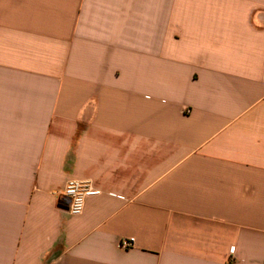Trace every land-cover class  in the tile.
Instances as JSON below:
<instances>
[{
    "label": "crops",
    "instance_id": "obj_1",
    "mask_svg": "<svg viewBox=\"0 0 264 264\" xmlns=\"http://www.w3.org/2000/svg\"><path fill=\"white\" fill-rule=\"evenodd\" d=\"M0 264H264V0H0Z\"/></svg>",
    "mask_w": 264,
    "mask_h": 264
},
{
    "label": "built area",
    "instance_id": "obj_2",
    "mask_svg": "<svg viewBox=\"0 0 264 264\" xmlns=\"http://www.w3.org/2000/svg\"><path fill=\"white\" fill-rule=\"evenodd\" d=\"M96 193L98 191L94 188L92 182L73 179L68 181L61 192V196L68 198L70 202L69 212L73 215H80L84 211L86 198ZM134 241V238L123 239L120 242V247L129 249L134 245ZM231 251L233 252L234 248Z\"/></svg>",
    "mask_w": 264,
    "mask_h": 264
},
{
    "label": "water",
    "instance_id": "obj_3",
    "mask_svg": "<svg viewBox=\"0 0 264 264\" xmlns=\"http://www.w3.org/2000/svg\"><path fill=\"white\" fill-rule=\"evenodd\" d=\"M69 206H70V202H69Z\"/></svg>",
    "mask_w": 264,
    "mask_h": 264
}]
</instances>
